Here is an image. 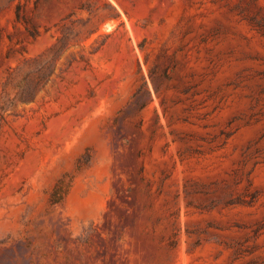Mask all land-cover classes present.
Wrapping results in <instances>:
<instances>
[{"label": "rangeland", "instance_id": "rangeland-1", "mask_svg": "<svg viewBox=\"0 0 264 264\" xmlns=\"http://www.w3.org/2000/svg\"><path fill=\"white\" fill-rule=\"evenodd\" d=\"M0 264H264V0H0Z\"/></svg>", "mask_w": 264, "mask_h": 264}]
</instances>
